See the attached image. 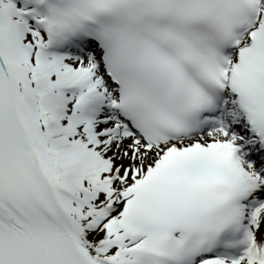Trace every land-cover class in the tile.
I'll use <instances>...</instances> for the list:
<instances>
[{
	"label": "snow or ice",
	"instance_id": "obj_1",
	"mask_svg": "<svg viewBox=\"0 0 264 264\" xmlns=\"http://www.w3.org/2000/svg\"><path fill=\"white\" fill-rule=\"evenodd\" d=\"M0 264H264V0H0Z\"/></svg>",
	"mask_w": 264,
	"mask_h": 264
}]
</instances>
